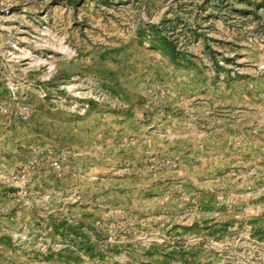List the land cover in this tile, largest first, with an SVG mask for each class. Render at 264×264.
<instances>
[{
	"label": "rangeland",
	"instance_id": "374dc122",
	"mask_svg": "<svg viewBox=\"0 0 264 264\" xmlns=\"http://www.w3.org/2000/svg\"><path fill=\"white\" fill-rule=\"evenodd\" d=\"M0 264H264V0H0Z\"/></svg>",
	"mask_w": 264,
	"mask_h": 264
}]
</instances>
